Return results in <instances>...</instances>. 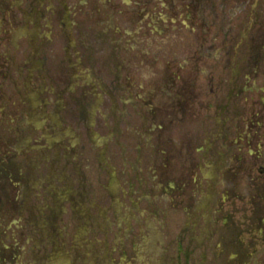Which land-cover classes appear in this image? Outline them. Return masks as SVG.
Wrapping results in <instances>:
<instances>
[{
	"label": "flooded vegetation",
	"instance_id": "af4514ba",
	"mask_svg": "<svg viewBox=\"0 0 264 264\" xmlns=\"http://www.w3.org/2000/svg\"><path fill=\"white\" fill-rule=\"evenodd\" d=\"M80 246L264 264V0H0V264Z\"/></svg>",
	"mask_w": 264,
	"mask_h": 264
},
{
	"label": "rangeland",
	"instance_id": "374dc122",
	"mask_svg": "<svg viewBox=\"0 0 264 264\" xmlns=\"http://www.w3.org/2000/svg\"><path fill=\"white\" fill-rule=\"evenodd\" d=\"M88 229H92L91 226L88 225L87 227ZM53 239V238H52ZM118 244V242H117ZM77 256L78 258H80L79 260H75L73 262V258ZM134 256V257H133ZM133 260L130 261V259L132 258H120L115 260L113 263L111 264H150L151 258H149L144 252H140L139 253H133ZM65 264H100L98 262V258H97V249L95 247L88 249V250H84L83 247H77L76 248V252L73 253L71 255V257L68 259V263H67V259L65 260ZM50 264V263H48ZM51 264H59V261L56 262H52Z\"/></svg>",
	"mask_w": 264,
	"mask_h": 264
}]
</instances>
